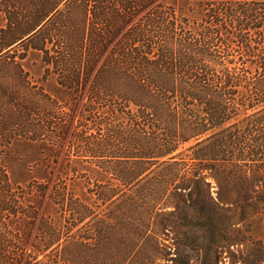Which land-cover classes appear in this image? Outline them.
<instances>
[{
  "label": "trees",
  "instance_id": "obj_1",
  "mask_svg": "<svg viewBox=\"0 0 264 264\" xmlns=\"http://www.w3.org/2000/svg\"><path fill=\"white\" fill-rule=\"evenodd\" d=\"M1 58L0 264L210 236L207 178L264 205V0H0Z\"/></svg>",
  "mask_w": 264,
  "mask_h": 264
},
{
  "label": "rangeland",
  "instance_id": "obj_2",
  "mask_svg": "<svg viewBox=\"0 0 264 264\" xmlns=\"http://www.w3.org/2000/svg\"><path fill=\"white\" fill-rule=\"evenodd\" d=\"M16 56L13 55L14 60H17ZM25 60L39 76L38 58L24 54ZM6 61L11 58H1L0 64ZM66 149L65 143L60 154ZM208 173L203 170L201 175L208 176ZM204 188L208 189L214 202L209 214L214 225L210 236L192 227L196 217L190 213L184 229L170 233L163 238L166 240L157 237L158 246L152 243L144 246L137 251L131 264H264V205L239 199L236 193L225 197L227 202L218 203V193L224 191V186L211 178H207Z\"/></svg>",
  "mask_w": 264,
  "mask_h": 264
}]
</instances>
